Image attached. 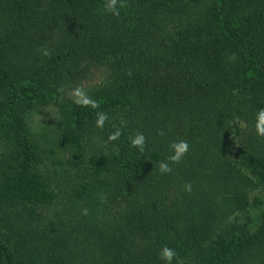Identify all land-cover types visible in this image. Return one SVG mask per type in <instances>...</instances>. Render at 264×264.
I'll return each mask as SVG.
<instances>
[{
  "label": "trees",
  "instance_id": "16d2710c",
  "mask_svg": "<svg viewBox=\"0 0 264 264\" xmlns=\"http://www.w3.org/2000/svg\"><path fill=\"white\" fill-rule=\"evenodd\" d=\"M105 2L0 0V264H264V0Z\"/></svg>",
  "mask_w": 264,
  "mask_h": 264
},
{
  "label": "clouds",
  "instance_id": "9594fccd",
  "mask_svg": "<svg viewBox=\"0 0 264 264\" xmlns=\"http://www.w3.org/2000/svg\"><path fill=\"white\" fill-rule=\"evenodd\" d=\"M128 5L126 4L125 0H106L104 4V10L112 15L119 16L120 9L126 8ZM45 56L50 55L48 51H44L43 53ZM72 96L74 97L73 103L80 107L84 108H92V109H99L101 104L98 100L93 99L90 97L82 86H77L73 89ZM109 119L108 113L97 111L96 112V121L95 125L97 128L103 129L106 121ZM124 122H121L123 126ZM256 134L260 137H264V109H261L257 114V122L255 125ZM163 131L159 133V135H163ZM123 135L122 127H118L115 131L111 132L108 136V141L113 142L120 139ZM146 137L143 133L137 132L132 137L129 138L130 144L132 147L137 148L140 152H143L146 147ZM170 150L172 151V155L167 158V161H161L158 165L159 171L161 174L171 173L172 171V164H178L182 161L183 157L189 151V144L186 140L175 141L170 144ZM184 190L186 192H191L192 186L190 183H186L184 186ZM84 215L88 214V210L84 209ZM177 253L175 249L170 248L168 246H164L159 253V258L165 261V264H172V261L176 258Z\"/></svg>",
  "mask_w": 264,
  "mask_h": 264
},
{
  "label": "rangeland",
  "instance_id": "374dc122",
  "mask_svg": "<svg viewBox=\"0 0 264 264\" xmlns=\"http://www.w3.org/2000/svg\"><path fill=\"white\" fill-rule=\"evenodd\" d=\"M53 117L54 113L50 108H43L33 113L30 118L31 125L33 126L34 130H40L42 127L47 125Z\"/></svg>",
  "mask_w": 264,
  "mask_h": 264
}]
</instances>
